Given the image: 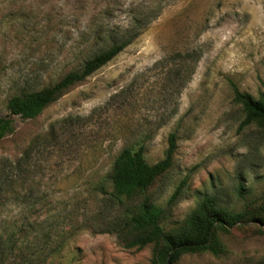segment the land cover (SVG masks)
I'll return each instance as SVG.
<instances>
[{
    "label": "rangeland",
    "instance_id": "obj_1",
    "mask_svg": "<svg viewBox=\"0 0 264 264\" xmlns=\"http://www.w3.org/2000/svg\"><path fill=\"white\" fill-rule=\"evenodd\" d=\"M140 26L38 117L13 116L0 141V264H150L152 245L107 231L126 211L103 190L123 146L145 142L155 163L172 133L173 166L148 190L168 207L165 224L204 193L256 217L220 233L223 253L176 264H264V130L242 126L234 100V85L264 90V0H0V115L12 95L68 72L95 30Z\"/></svg>",
    "mask_w": 264,
    "mask_h": 264
},
{
    "label": "trees",
    "instance_id": "obj_2",
    "mask_svg": "<svg viewBox=\"0 0 264 264\" xmlns=\"http://www.w3.org/2000/svg\"><path fill=\"white\" fill-rule=\"evenodd\" d=\"M146 26H140L138 30H95L89 45L81 50L82 57L72 63L68 72L46 87L32 90L24 88L12 95L8 101L10 115H0V141L16 131L13 116L22 119L38 117L71 87L83 82L117 57L145 31ZM234 100L245 113L242 126L255 125L264 130V90L255 97L234 85ZM36 142L37 139L31 143L23 159L29 157V150ZM176 149L175 133L170 136L165 157L155 163L147 158L145 142L123 146L110 171L112 190H103L109 194L108 200L113 205L124 207L126 211L122 220L107 231L117 232L128 248L141 249L152 245L150 264H176L186 254L211 252L219 255L224 252L220 233H230L239 223L251 217L256 218L249 210H235L223 205L216 194L204 193L182 222L168 227L165 224L168 207L155 201L148 190L173 166ZM17 167H21L20 162ZM244 189L240 187V194H243ZM179 194L180 188L171 201ZM258 219L264 222V218Z\"/></svg>",
    "mask_w": 264,
    "mask_h": 264
}]
</instances>
